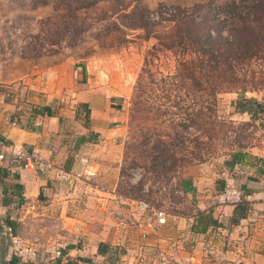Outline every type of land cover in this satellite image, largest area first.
<instances>
[{"label": "rangeland", "instance_id": "obj_1", "mask_svg": "<svg viewBox=\"0 0 264 264\" xmlns=\"http://www.w3.org/2000/svg\"><path fill=\"white\" fill-rule=\"evenodd\" d=\"M254 1L264 0H0L1 85L24 82L41 67L70 58L90 65L87 79L115 105L122 132L118 148L113 160L109 147L98 158L107 169L117 164L115 190L128 200L118 198V208L107 218L112 229L122 227L124 239L105 243L117 252L101 259L102 264H248L233 259L238 239L231 232L237 226L215 228L198 239L192 226L181 229L175 216L195 212L183 183L198 167L210 166L222 187V170L233 154L263 144L264 123L236 118L234 111L238 100L264 102V90L221 94L214 118L207 93L199 92L190 78L192 63L183 71L176 50H160L156 37L164 35L159 25L187 15L227 36L233 27L229 22H237L227 20L235 15L227 4L237 2L241 11ZM164 8L174 10L173 15L154 21ZM142 22L146 29L134 27ZM249 65L258 87L264 86V61ZM140 201L164 208L167 223L148 234L152 217L139 214ZM161 236L164 241L157 246ZM177 245L180 252L174 255Z\"/></svg>", "mask_w": 264, "mask_h": 264}, {"label": "crops", "instance_id": "obj_2", "mask_svg": "<svg viewBox=\"0 0 264 264\" xmlns=\"http://www.w3.org/2000/svg\"><path fill=\"white\" fill-rule=\"evenodd\" d=\"M90 72V65L65 58L41 67L24 82L0 84V138L7 141V152L14 146L36 147L44 157L53 159L58 169L77 170L80 160L87 158L98 171L89 184H69L61 180L58 170L37 173L11 169L8 162L0 164V216L39 247L38 264H102L99 245L124 239L122 227L112 229L107 218L118 208V198L127 201L128 197L115 190L117 164L111 162L107 169L98 158L106 156L109 147L114 148L110 154L114 159L122 132L114 103L103 90L92 86L87 79ZM81 104L90 108L88 124ZM234 114L250 119L246 112L235 110ZM258 120L264 123V113ZM221 175L226 181L234 180L251 204L249 214L231 232L238 239L233 259L264 264V142L249 148ZM219 176L205 165L187 177L183 192L194 200L195 212L175 218L181 229L192 226L189 230L195 231L198 239L215 228L231 227L235 206L218 205L217 196L223 188ZM152 222L148 224L152 228L146 227L148 234L161 226L153 217ZM163 241L159 237L157 246ZM0 264H18L1 226Z\"/></svg>", "mask_w": 264, "mask_h": 264}, {"label": "trees", "instance_id": "obj_3", "mask_svg": "<svg viewBox=\"0 0 264 264\" xmlns=\"http://www.w3.org/2000/svg\"><path fill=\"white\" fill-rule=\"evenodd\" d=\"M235 10V15L227 20L234 19L237 22H229L228 35L211 30L198 22L192 15L171 19L169 24L159 25L158 31L164 35L156 37L162 51L176 50L177 62L186 71V65L192 63L190 78L195 82V88L205 91L209 98L208 110H212L214 118L219 105V96L224 93L245 94L249 91L264 90V86L258 87L255 73L249 64L264 61V1H254L239 11L237 2L227 4ZM228 8V7H227ZM168 20V19H167ZM166 20V21H167ZM226 20V21H227ZM234 20V21H235ZM147 24L142 22L136 28L146 29ZM251 73L252 78L248 77ZM85 113L86 123L90 119L88 104H81ZM235 109L240 113L252 115L251 119H258L264 113V102L256 99H244L235 102ZM243 154H233L229 166L239 162ZM186 182L183 183V191H186ZM146 202V201H145ZM160 208V207H153ZM164 209V208H163ZM251 210V204L244 195L243 201L236 205L231 217V227L238 226ZM116 248L101 243L98 254L104 257L116 253Z\"/></svg>", "mask_w": 264, "mask_h": 264}, {"label": "built area", "instance_id": "obj_4", "mask_svg": "<svg viewBox=\"0 0 264 264\" xmlns=\"http://www.w3.org/2000/svg\"><path fill=\"white\" fill-rule=\"evenodd\" d=\"M174 10L164 8V11L160 14L153 15L154 21L160 19H167L171 17ZM249 118L252 115L249 114ZM7 141L0 138V164L8 162L9 167L12 169H22L25 171H34L37 173L49 172L52 170H58V176L63 181H67L69 184H78L81 182H93L97 177L98 171L89 163L87 158L80 160V167L74 171H66L64 169H58L54 160L44 157L40 150L36 147L28 146H14L11 152L6 151ZM123 199V198H121ZM244 199V191L239 187L235 181L227 180L222 190L217 196V203L219 206L240 204ZM140 215L150 214L159 225L167 223V211L163 208H153L149 203L145 201L138 202L137 206ZM0 226L3 229L4 235L8 240L10 252L14 258L17 259L18 264H38L41 259L39 247L34 242H28L21 234L17 233L7 218L0 216ZM205 251L212 254L213 249L211 246H205ZM180 252L179 246H175L172 249L174 255H178Z\"/></svg>", "mask_w": 264, "mask_h": 264}]
</instances>
